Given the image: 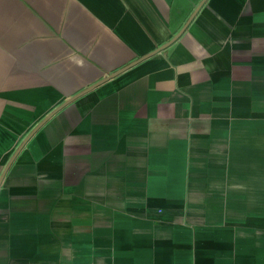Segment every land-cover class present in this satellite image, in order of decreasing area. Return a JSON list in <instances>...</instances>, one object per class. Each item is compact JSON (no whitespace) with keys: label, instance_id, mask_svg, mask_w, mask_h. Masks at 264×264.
I'll use <instances>...</instances> for the list:
<instances>
[{"label":"crops","instance_id":"crops-1","mask_svg":"<svg viewBox=\"0 0 264 264\" xmlns=\"http://www.w3.org/2000/svg\"><path fill=\"white\" fill-rule=\"evenodd\" d=\"M0 264H264V0H0Z\"/></svg>","mask_w":264,"mask_h":264}]
</instances>
